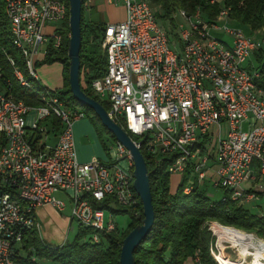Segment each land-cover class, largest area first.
<instances>
[{
    "label": "built area",
    "instance_id": "2783aa9c",
    "mask_svg": "<svg viewBox=\"0 0 264 264\" xmlns=\"http://www.w3.org/2000/svg\"><path fill=\"white\" fill-rule=\"evenodd\" d=\"M122 2L124 20L103 31L104 73L89 84L92 95L106 103L107 116L152 156L154 166L160 155H175L167 166L170 175L189 168L198 183L211 179L241 204L264 195V88L257 83L264 70L250 61L264 47V27L259 35L222 27L229 20L224 7L210 23L198 12L180 10L188 29L180 25L171 39L149 0ZM4 11L12 45L24 60L25 73L15 67L14 75L40 102L26 104L10 94L0 68V264H25L21 259L36 260L23 245L26 231H38L35 209L66 206L57 192L68 197L71 220L89 230L93 243L116 230L104 210L129 208L138 198L126 148L116 140L112 160L80 161L73 125L85 112L39 83L36 63L49 45L58 49L63 42L65 2L4 0ZM211 28L224 29L231 42L212 36ZM212 163L215 173L208 176ZM191 187L189 179L184 192ZM205 226L216 264H264V237L216 220ZM193 261L199 263L198 253Z\"/></svg>",
    "mask_w": 264,
    "mask_h": 264
},
{
    "label": "trees",
    "instance_id": "16d2710c",
    "mask_svg": "<svg viewBox=\"0 0 264 264\" xmlns=\"http://www.w3.org/2000/svg\"><path fill=\"white\" fill-rule=\"evenodd\" d=\"M67 8V16L62 24L60 32L63 42L58 49L48 46L44 58L36 63L51 64L60 62L63 65V86L55 90L56 95L66 106L82 109L91 120L94 128L102 136L106 134L110 140L116 141L114 135L107 131L99 118L89 107L79 103L71 94L68 82L69 58L67 55V43L69 34V4L63 0ZM153 5L160 8L161 14L157 18L168 21L172 29L175 26L174 15L176 11L183 10L188 15L197 12L205 22H213L221 8L228 9V17L232 21L243 26L245 33L251 32L264 25V0H150ZM84 2L81 8V43L79 51L80 60V84L83 91L93 97L106 109V103L98 100L89 89L91 79L103 75L106 66V58L101 48V40L106 24L96 21H86L84 17ZM156 13V12H155ZM254 60L264 70V49L254 52ZM12 59L13 65L10 64ZM17 67L25 73L24 60L21 53L12 45L8 19L4 11V0H0V68L2 83L7 91L15 98L26 104H40L37 96L31 90L19 83L14 75ZM83 68L85 73H83ZM264 88V78L257 81ZM37 88V83H33ZM55 128L56 121L52 119ZM103 134V135H102ZM102 135V136H101ZM39 137L36 138L37 142ZM106 147V146H105ZM147 169L149 170V184L152 195L154 221L151 229L133 252L135 264H184L188 258L194 259L198 253L199 263L216 264L209 255L211 235L205 223L216 220L223 224L233 225L237 228L253 231L264 237V218L249 210L246 206L231 200L223 191L218 200H211L207 196V189L198 183L196 177L190 176L189 168H186L174 191L170 187V174L168 164L175 155L159 156L160 162L153 165L152 156L140 149ZM154 166V167H153ZM133 170V168H132ZM151 170V171H150ZM192 179V187L185 193L184 188ZM136 204L129 208H115L113 213H127L130 221L123 230L102 234V241L93 243L89 239V230L78 226L75 238L71 242H64L57 246L45 243L38 231L28 230L23 236L24 248L33 249L38 260H48L56 264H119V255L122 240L135 226L142 222V203L137 196ZM87 235V236H85ZM38 260L30 261L21 259L25 264H39Z\"/></svg>",
    "mask_w": 264,
    "mask_h": 264
},
{
    "label": "water",
    "instance_id": "95a60500",
    "mask_svg": "<svg viewBox=\"0 0 264 264\" xmlns=\"http://www.w3.org/2000/svg\"><path fill=\"white\" fill-rule=\"evenodd\" d=\"M68 4L69 38L67 43V55L69 58L68 82L71 94L79 103L94 111L101 124L126 148L132 159L134 176L133 188L142 203V214L139 216H142V222L130 230L122 240L119 264H135L133 252L145 238L154 221L149 172L141 151L135 146L130 136L107 116L106 109L100 102L88 96L81 87L79 51L81 43L80 22L82 0H68Z\"/></svg>",
    "mask_w": 264,
    "mask_h": 264
},
{
    "label": "crops",
    "instance_id": "0c3cea01",
    "mask_svg": "<svg viewBox=\"0 0 264 264\" xmlns=\"http://www.w3.org/2000/svg\"><path fill=\"white\" fill-rule=\"evenodd\" d=\"M92 8L95 7L97 12L86 21H96L104 24L117 23L123 21L125 18V7L122 0H90ZM93 18V19H92ZM59 26L54 24L53 27L47 26L46 31H51L54 27ZM44 57H40L41 61ZM39 83L48 88L58 90L63 86L64 72L63 65L60 62H53L51 64H41L37 68ZM92 122L89 117H83L75 121L73 125L74 142L77 151V157L80 161L86 162L93 158L102 157L99 142L97 140L90 144L91 137H93L94 130ZM53 143L55 137L51 138ZM172 176V175H171ZM170 176V177H171ZM175 185L170 184L171 190L174 191L180 176ZM171 180V178H170ZM67 207V206H66ZM59 211L51 205L39 206L35 209V217L39 223L38 233L40 238L51 246L60 245L64 241L66 232L72 229L71 220V206ZM256 214V213H255ZM261 215V213L257 214ZM69 241V240H68ZM193 264L190 260L185 261L184 264Z\"/></svg>",
    "mask_w": 264,
    "mask_h": 264
},
{
    "label": "rangeland",
    "instance_id": "374dc122",
    "mask_svg": "<svg viewBox=\"0 0 264 264\" xmlns=\"http://www.w3.org/2000/svg\"><path fill=\"white\" fill-rule=\"evenodd\" d=\"M219 1L220 0H218V2ZM149 2L151 4L153 10H155V12L157 14V17H158V15L161 14L160 8L158 6H156V5H153L150 0H149ZM89 3H90V0H85V2H84V7H85L84 8V17H85V19L86 18L87 19H91L90 18L91 16H89V15H92L91 13H95V11L97 12L96 8L95 7L92 8L91 4H89ZM157 19H158L159 24L168 33H170V38L171 39L173 37H175V34L174 33L176 32L177 28L179 29L180 25H183L184 29H188V25L186 24V21L184 20V17L180 14L179 11H176L175 12V15H174V23H175V26H173L172 29H171L168 21H164L161 18H157ZM56 24L57 25H60V23H56ZM224 26L227 27V28H241L243 31L245 30L243 26H241L238 23L232 21L231 19L227 20L225 22V24L222 25V27H224ZM263 27H264V25L262 27H260V28H257L255 30H253L251 33L253 35H259L260 30ZM180 32L181 31L179 29V33ZM210 33H211L212 36H214V37H216L218 39H222V40H226L228 42H231V36L228 35V34H226L224 32V29L222 30V29H214V28H211L210 29ZM101 48L103 49L102 44H101ZM263 49H264V47H263ZM250 61L254 65H257V62L254 60L253 57L250 58ZM38 62H40V61H38ZM37 68H38V66H36V70H37ZM83 70H84L83 73H85L86 68L85 69L83 68ZM37 74H38V72H37ZM85 117H87V116H85ZM92 128L94 130V133H93V137L90 136L91 137L90 144L93 143V141L97 140L99 142L100 150H101V152L103 154L102 157L97 158V159H99L102 162H108V161L112 160L113 158H115L116 157V151H115V148H114V143L115 142L112 141V140H110L109 137L106 134H104V135L102 134L103 136L102 135L101 136H102L103 141L100 140L101 137H100L98 131L95 130V128H94L93 125H92ZM242 129L244 131H247L248 130V124L246 122L243 123ZM51 138H52V136H49L46 139V141L48 143H51L52 142ZM44 139L45 138L42 137L41 141L44 140ZM120 164L121 165H126V161L125 160H122L120 162ZM215 169H216V166L213 165V163H212L210 165V168L207 169L206 174L208 176L214 174L215 173ZM178 178L179 177L177 176V174H172L171 180H170V184L175 185L176 182H177V180H178ZM202 186L207 189V196L211 200H218V199H220L222 197L223 190L221 188H218V187L213 186V184L211 182V179L203 180ZM260 194H259V196L256 199H253V200L248 201V202L247 201H245V202L243 201L242 202V205L243 206H246L247 208H249V210L251 212H253V213H256V214L261 213V214H263L264 213V195H260ZM55 195H56L57 198L65 200L66 206H67V207L66 206L65 207H66V209H68L69 208V200H68V197H66L64 195V193H62V192H57ZM104 215H105V219L106 220H108L109 217L112 216L110 218L115 223L116 228L118 230H123L127 226V224L129 223V221H130V217H129V215L127 213H112L110 210L105 209L104 210ZM71 226H72V229L68 230L66 232L65 236H64V241H66V242H71L75 238V235L77 233L78 224L75 221H73V223H72ZM85 236H87V235H85ZM37 260L38 259H36V262H37ZM187 260H190V262H192L193 259L188 258ZM38 263L39 264H56V263H53V262L48 261V260H38Z\"/></svg>",
    "mask_w": 264,
    "mask_h": 264
}]
</instances>
